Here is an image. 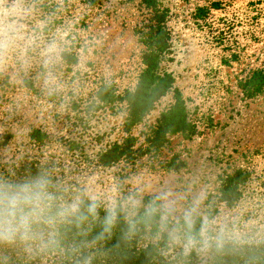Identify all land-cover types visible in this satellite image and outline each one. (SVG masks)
Masks as SVG:
<instances>
[{
  "label": "rangeland",
  "instance_id": "obj_1",
  "mask_svg": "<svg viewBox=\"0 0 264 264\" xmlns=\"http://www.w3.org/2000/svg\"><path fill=\"white\" fill-rule=\"evenodd\" d=\"M153 1L169 38L162 66L183 98L191 127L168 129L156 140L162 126H171L165 119L175 104L172 93L133 128L124 127L122 97L135 88L142 69L144 47L136 32L151 19L142 0H23L20 22L34 43L25 58L0 72V137L11 133L1 162L56 155L63 182L76 186L96 178L103 192L119 184L127 194L140 177L156 187L172 181L189 199L204 191L205 212L255 231L264 226V92L248 97L242 85L264 70V0ZM51 44L57 54L45 63ZM104 87L119 96L114 104L98 99ZM37 127L79 143L87 160L120 143L127 131L136 138L138 159L76 169L82 159L69 160L59 143L41 153L31 148L28 134ZM143 198L147 203L151 193ZM162 245L157 258L174 264H264V246L201 258Z\"/></svg>",
  "mask_w": 264,
  "mask_h": 264
},
{
  "label": "clouds",
  "instance_id": "obj_2",
  "mask_svg": "<svg viewBox=\"0 0 264 264\" xmlns=\"http://www.w3.org/2000/svg\"><path fill=\"white\" fill-rule=\"evenodd\" d=\"M23 0H0V72L13 59L27 56L34 39L20 22L25 10ZM57 54L55 44L43 55L51 63ZM151 193L144 202L143 194ZM206 193L200 191L189 199V193L178 191L172 181L159 187L143 177L137 178L127 194L119 184L107 192L97 187L96 178H87L73 186L54 177L52 170L41 169L19 180L0 177V246L21 249L30 257L60 254L75 264H91L96 249L109 239L122 218L126 225L123 239L130 240L142 230L155 243L179 248L184 257L197 253L201 258L242 253L264 246V226L240 230L227 218L205 212ZM104 210L102 230L91 240L63 243V232L75 228L87 236L88 227ZM198 225V226H197Z\"/></svg>",
  "mask_w": 264,
  "mask_h": 264
},
{
  "label": "trees",
  "instance_id": "obj_3",
  "mask_svg": "<svg viewBox=\"0 0 264 264\" xmlns=\"http://www.w3.org/2000/svg\"><path fill=\"white\" fill-rule=\"evenodd\" d=\"M88 1L92 4L97 2V0ZM143 3L150 8L151 19L147 26L136 32L140 43L144 47L141 52L142 69L135 88L130 92H125L122 97L127 113L124 127L127 130L133 128L153 110L161 99L172 93L175 104L167 113L168 118L165 119V121L171 122V126H162L160 128V134L156 139L159 140L168 129L176 132L187 130L191 125L187 118L183 98L173 88V77L162 66L166 56L169 54L167 51L169 38L166 27L163 21L158 19V12L154 11L155 2L153 0H142ZM24 81L26 84L29 83L26 80ZM245 92L248 97L264 92V70H255L252 73L251 78L242 85V93ZM114 93L110 87H104L99 90L97 95L101 102H105V105H111L119 97L115 96ZM126 134L127 137L122 138L120 143L105 146L92 160L82 157L84 153L79 143L62 137L54 139L49 133L38 127L30 131L28 142L33 150L40 153L44 148L48 147V144L59 143V149L63 148L65 150L69 160L71 158L82 159L79 160V165L74 164V166L78 165L76 169H80L86 163L102 168H110L123 161L133 165L138 159V149L135 148L136 138L132 137L127 131ZM10 140L11 133L9 132L0 137V151L4 148L6 141ZM9 161H13V163H2L0 158V177L19 180L28 178L41 169H50L54 177L61 179L59 177L60 173L57 172V165L62 161L59 156L51 155L49 158H45L40 155L37 157L32 155L27 159H10ZM104 215V210L101 208L98 219L89 225L86 237L79 235L75 228L65 229L63 232V243L71 245L74 242L91 240L102 230ZM125 230L126 225L121 218L113 228L109 239L98 245L96 249H86L84 252L86 255L89 252L95 253L91 264H174L175 259H168L167 257L157 258V244L150 242L151 239L148 233L142 230L132 239L125 240L123 239ZM162 246L166 248L164 243ZM261 261L264 262V258ZM182 263L184 264L185 262L183 261ZM0 264H75V261L73 259H65L60 254H39L30 257L29 254L21 249L0 246ZM254 264L258 263L254 262Z\"/></svg>",
  "mask_w": 264,
  "mask_h": 264
}]
</instances>
